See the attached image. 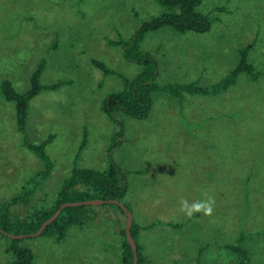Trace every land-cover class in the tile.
Returning <instances> with one entry per match:
<instances>
[{"label": "rangeland", "instance_id": "374dc122", "mask_svg": "<svg viewBox=\"0 0 264 264\" xmlns=\"http://www.w3.org/2000/svg\"><path fill=\"white\" fill-rule=\"evenodd\" d=\"M196 10L209 14L208 31L182 34L164 26L141 40L140 48L156 59L155 80L216 83L251 42L247 58L259 77L250 80L242 72L220 94H186L182 101L156 91L146 118L118 112V125L103 113L102 102L123 81L104 76L90 59L135 76L139 65L106 40L129 39L165 7L156 0H0V82L8 78L25 91L41 59L42 84L69 81L29 102L26 134L34 143L54 135L46 145L53 169L27 204L11 205L14 216L23 219L54 203L86 129L77 166L107 169L108 149L120 141L112 150V160L126 174L120 201L135 223H157L136 235L146 258L141 264H236L238 255L227 245L240 244L242 232L246 264H264V0H202ZM14 110L0 90V204L42 167L22 145ZM205 193L215 200L211 216L188 218L178 210L181 198L191 202L207 198ZM91 214L59 242L46 234L21 238L19 244L33 252L31 264H122L125 213L102 203L91 205ZM10 241L0 233V264L13 257Z\"/></svg>", "mask_w": 264, "mask_h": 264}, {"label": "trees", "instance_id": "16d2710c", "mask_svg": "<svg viewBox=\"0 0 264 264\" xmlns=\"http://www.w3.org/2000/svg\"><path fill=\"white\" fill-rule=\"evenodd\" d=\"M156 1L165 7L164 12L142 22L138 29L127 40H106L108 46H119L121 48L122 56L125 60L135 62L139 65L140 69L135 76L127 78L106 66L104 62L90 59V63L98 68L104 76L114 74L123 81V88L119 91L108 93L102 102L103 113L112 122L118 125L120 123L116 117V113L118 112H122L133 118H146L152 107L153 94L156 91H166L173 97H176L179 101H182L186 94H220L236 82L239 73H246L250 80H256L260 75L247 58V50L250 49L251 45L254 43L251 42L239 50V59L235 67L216 83L204 86L198 84V81L187 83H158L155 80L157 76L156 59L149 51L140 48V42L144 36L148 32L158 30L164 26H168L178 33H185L187 31L203 33L210 29L212 20L209 14L196 10V7L202 0ZM44 65L45 61L44 59H41L36 65V68L32 71L29 77V87L25 91H17L8 78H4L0 82L2 97L6 101L14 103L15 128L17 132L22 135V145L32 152L42 163V167L34 174V176L26 181L21 192L10 197L7 202L0 204V228L6 231H10V228H14L16 234L32 233L36 231L41 223L50 217L58 209L59 205L64 202L93 198L121 200L126 191V174L122 171L119 165L112 160V150L120 143V141H114L108 149L109 164L107 169L97 170L86 166H77L80 152L86 144V129H84L82 140L73 158L71 173L63 180L54 203L49 208L34 210L23 219L12 214L10 208L11 205L17 202L27 204L31 195L35 191V186L39 185L42 180L46 179L53 169V162L46 153V145L53 140L54 135L50 134L44 140L34 143L28 139L25 131L30 100L37 96L42 90L54 91L60 86L69 83V81H58L51 84H42L40 82V77ZM116 206L120 208L118 205ZM92 217L91 205L66 206L61 209L52 222L45 226L41 234L51 235L59 242L65 238L70 226H82L86 221L91 220ZM170 225L178 226L177 224ZM152 226L153 224L148 225L146 228ZM141 228L142 227L134 221L131 222L130 232L136 243L138 255L137 264H141L143 261L141 248L136 240V235ZM122 233L125 236L124 230H122ZM244 239L245 234L242 232L239 236L240 244L227 245L228 249L238 255L236 264H246L249 260L247 250L241 245V242ZM19 241L20 239H11L7 251L11 252L13 257L7 264L32 263V250L28 247L21 246ZM121 247L122 264H131L133 260V252L126 237L122 242Z\"/></svg>", "mask_w": 264, "mask_h": 264}, {"label": "water", "instance_id": "95a60500", "mask_svg": "<svg viewBox=\"0 0 264 264\" xmlns=\"http://www.w3.org/2000/svg\"><path fill=\"white\" fill-rule=\"evenodd\" d=\"M102 203H113L118 205L124 212L126 215V224H125V237L126 240L129 244V246L131 247V250L133 252V260L131 264H137V260H138V255H137V250H136V243H135V239L132 236L131 232H130V225L132 222V213L130 211V209L124 204L122 203L119 199H102V198H93V199H86V200H79V201H67L64 202L62 204L59 205L58 209L47 219H45L41 225L39 226V228L32 232V233H23V234H12L9 233L8 231L0 228V233L10 237L11 239H21L27 236H37L40 235L43 231V229L45 228V226L47 224H49L50 222H52L57 215L59 214V212L61 211V209H63L66 206H77V205H98V204H102Z\"/></svg>", "mask_w": 264, "mask_h": 264}, {"label": "clouds", "instance_id": "9594fccd", "mask_svg": "<svg viewBox=\"0 0 264 264\" xmlns=\"http://www.w3.org/2000/svg\"><path fill=\"white\" fill-rule=\"evenodd\" d=\"M197 199L189 202L188 199L181 198L179 201V211L182 212L186 217L192 218L196 213H202L205 216H211L213 213L215 200L212 197Z\"/></svg>", "mask_w": 264, "mask_h": 264}, {"label": "crops", "instance_id": "0c3cea01", "mask_svg": "<svg viewBox=\"0 0 264 264\" xmlns=\"http://www.w3.org/2000/svg\"><path fill=\"white\" fill-rule=\"evenodd\" d=\"M182 34H185V33H182ZM163 167H164V166H163ZM138 172L141 173L140 171H138ZM145 173L147 174V172H145ZM145 173H144V174H145ZM162 174H164V173H162ZM129 209H130V208H129ZM150 215H152V214H150ZM125 216H126V215H125ZM132 221H133V220H132ZM136 224H137V223H136ZM151 224H153V226H154V225L157 224V223H156V222H153V223H151ZM151 224L140 225V226L142 227L140 230H144V229H149V228H151V227L146 228L148 225H151ZM166 224L169 225V226H171L170 224H177L178 226H172V227H174V228L180 227V224H179V223H168V222H167ZM138 225H139V224H138ZM153 226H152V227H153ZM140 230H139V231H140ZM139 231H138V233H139ZM138 233H137V234H138ZM141 254H142V256H143V260L146 259V258H145V255H143V250H142V249H141ZM248 257H249V255H248ZM142 262H143V261H142Z\"/></svg>", "mask_w": 264, "mask_h": 264}]
</instances>
